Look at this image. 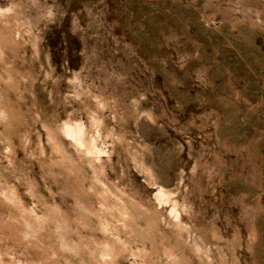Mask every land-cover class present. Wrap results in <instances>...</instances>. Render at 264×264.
Listing matches in <instances>:
<instances>
[{"label": "rangeland", "instance_id": "rangeland-1", "mask_svg": "<svg viewBox=\"0 0 264 264\" xmlns=\"http://www.w3.org/2000/svg\"><path fill=\"white\" fill-rule=\"evenodd\" d=\"M0 264H264V0H0Z\"/></svg>", "mask_w": 264, "mask_h": 264}]
</instances>
